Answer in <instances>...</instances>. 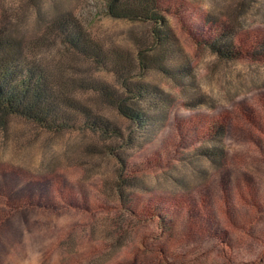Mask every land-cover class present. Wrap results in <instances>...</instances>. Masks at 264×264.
Returning a JSON list of instances; mask_svg holds the SVG:
<instances>
[{"label":"rangeland","instance_id":"obj_1","mask_svg":"<svg viewBox=\"0 0 264 264\" xmlns=\"http://www.w3.org/2000/svg\"><path fill=\"white\" fill-rule=\"evenodd\" d=\"M169 1L184 5L168 19L189 69L177 81L144 75L175 103L153 141L122 149L138 170L123 200L118 161L93 153L90 145H103L96 135L51 133L18 117L0 126V264H264V62L221 61L197 42L207 16L239 35H264V0ZM58 8L106 45L129 47L143 30L110 16L104 0H0V20L68 77L114 82L56 41L41 46ZM77 95L126 124L91 93ZM214 121L226 128L218 162L199 154L202 128ZM157 204L171 211L172 229L150 216Z\"/></svg>","mask_w":264,"mask_h":264},{"label":"trees","instance_id":"obj_2","mask_svg":"<svg viewBox=\"0 0 264 264\" xmlns=\"http://www.w3.org/2000/svg\"><path fill=\"white\" fill-rule=\"evenodd\" d=\"M104 1L110 16L142 27L141 33L132 34L131 46L104 44L71 11L59 8L45 23L41 46L56 41L96 70L110 74L114 82L93 76L68 77L58 66L35 57L25 46V39L13 33L7 18L0 20V126L4 128L10 118L18 117L51 133L96 135L103 145H90L93 153L111 155L118 161L114 191L123 200L127 188L137 186L134 179L138 170L128 165L129 158L122 149L153 141L169 122L175 103L172 94L145 80L144 75L153 71L177 81L186 77L189 69L180 59L183 49L168 19L170 14L181 15L184 5L169 0ZM182 21L189 28L183 17ZM200 38L198 44L221 61L264 62V35H239L231 25L207 16ZM77 92L91 93L123 116L126 124L96 112ZM201 133L207 144L199 154L218 162L221 155L215 143L225 137V126L210 122ZM149 210L162 231L173 228L169 209L157 204Z\"/></svg>","mask_w":264,"mask_h":264}]
</instances>
